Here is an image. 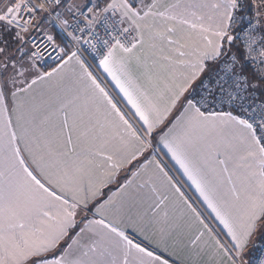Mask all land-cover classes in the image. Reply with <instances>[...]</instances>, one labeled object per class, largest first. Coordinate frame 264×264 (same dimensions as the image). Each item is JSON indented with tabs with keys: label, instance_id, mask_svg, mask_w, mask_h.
<instances>
[{
	"label": "snow or ice",
	"instance_id": "6c2138e0",
	"mask_svg": "<svg viewBox=\"0 0 264 264\" xmlns=\"http://www.w3.org/2000/svg\"><path fill=\"white\" fill-rule=\"evenodd\" d=\"M0 264H264V0H0Z\"/></svg>",
	"mask_w": 264,
	"mask_h": 264
}]
</instances>
